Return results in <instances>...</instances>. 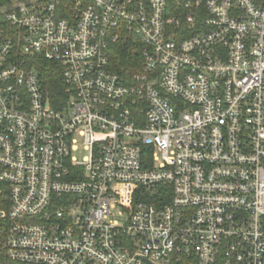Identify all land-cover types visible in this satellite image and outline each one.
Instances as JSON below:
<instances>
[{"label":"built area","instance_id":"2783aa9c","mask_svg":"<svg viewBox=\"0 0 264 264\" xmlns=\"http://www.w3.org/2000/svg\"><path fill=\"white\" fill-rule=\"evenodd\" d=\"M0 13V264H264V0ZM37 56L61 68V109Z\"/></svg>","mask_w":264,"mask_h":264},{"label":"trees","instance_id":"16d2710c","mask_svg":"<svg viewBox=\"0 0 264 264\" xmlns=\"http://www.w3.org/2000/svg\"><path fill=\"white\" fill-rule=\"evenodd\" d=\"M6 3L7 0H4V4ZM1 4H3V0H0V6ZM0 24H4V27L8 26L5 20V14L0 13ZM134 39H136L135 36L126 34L114 46L115 49L111 56V65L115 71L127 74L132 69L133 59L139 63V41ZM27 58L30 59V67L38 71L43 86L51 98L53 105L61 109L66 100L65 84L61 75V68L58 64L49 62L39 56Z\"/></svg>","mask_w":264,"mask_h":264},{"label":"rangeland","instance_id":"374dc122","mask_svg":"<svg viewBox=\"0 0 264 264\" xmlns=\"http://www.w3.org/2000/svg\"><path fill=\"white\" fill-rule=\"evenodd\" d=\"M81 142L82 141L80 140L79 146H81ZM72 155L82 160L84 156L86 155V151L82 149V147H79L77 150L73 151Z\"/></svg>","mask_w":264,"mask_h":264}]
</instances>
